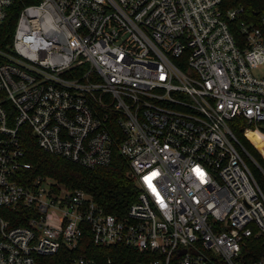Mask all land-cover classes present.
<instances>
[{
	"label": "built area",
	"instance_id": "1",
	"mask_svg": "<svg viewBox=\"0 0 264 264\" xmlns=\"http://www.w3.org/2000/svg\"><path fill=\"white\" fill-rule=\"evenodd\" d=\"M16 2L0 0V264H248L264 194L234 121L264 136V17L239 23L224 0H42L8 40ZM27 133L87 169L117 145L138 199L119 217L34 174Z\"/></svg>",
	"mask_w": 264,
	"mask_h": 264
},
{
	"label": "trees",
	"instance_id": "2",
	"mask_svg": "<svg viewBox=\"0 0 264 264\" xmlns=\"http://www.w3.org/2000/svg\"><path fill=\"white\" fill-rule=\"evenodd\" d=\"M41 2L42 0H17L4 24V38L12 39L19 14L24 7ZM237 7H243L245 10L239 23L246 20L260 24V20L264 17V0H224L225 9ZM233 31L236 32V36L240 34L236 25ZM234 122H236L234 133L258 163L255 165L249 161L252 174L264 194V136L255 138L246 134L244 131L247 124L242 120ZM24 146L28 153L27 161L32 164L34 174L51 177L61 184L89 193L108 214L124 216L138 199L139 190L130 177V163L120 154L117 145L114 148L111 164L95 169L83 168L46 153L39 148L36 139L30 133L24 136ZM121 256L120 260L127 258L122 253ZM242 257L248 264L264 259V237L249 239Z\"/></svg>",
	"mask_w": 264,
	"mask_h": 264
},
{
	"label": "rangeland",
	"instance_id": "3",
	"mask_svg": "<svg viewBox=\"0 0 264 264\" xmlns=\"http://www.w3.org/2000/svg\"><path fill=\"white\" fill-rule=\"evenodd\" d=\"M254 75L259 76V77L264 76V67L259 70H256L254 72Z\"/></svg>",
	"mask_w": 264,
	"mask_h": 264
}]
</instances>
